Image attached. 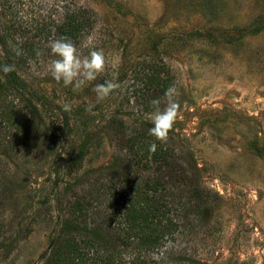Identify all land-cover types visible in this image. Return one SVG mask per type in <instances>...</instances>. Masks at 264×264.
Instances as JSON below:
<instances>
[{
    "label": "rangeland",
    "instance_id": "rangeland-1",
    "mask_svg": "<svg viewBox=\"0 0 264 264\" xmlns=\"http://www.w3.org/2000/svg\"><path fill=\"white\" fill-rule=\"evenodd\" d=\"M68 11L87 24L72 40L80 55L94 47L107 61L76 91L47 71L56 58L47 44L62 37ZM0 57L46 102L9 99L36 128L0 131V264H43L81 201L121 264L139 255L151 264H264V0H0ZM156 69L181 105L166 143L146 126L150 102L163 97ZM109 80L119 88L98 101L93 88ZM142 134L170 167L129 146ZM151 179L165 187L157 195L179 227L140 254L117 237L130 186Z\"/></svg>",
    "mask_w": 264,
    "mask_h": 264
},
{
    "label": "trees",
    "instance_id": "trees-1",
    "mask_svg": "<svg viewBox=\"0 0 264 264\" xmlns=\"http://www.w3.org/2000/svg\"><path fill=\"white\" fill-rule=\"evenodd\" d=\"M86 27V21L81 19L78 12L68 11L65 22L59 29L62 37L67 36L72 40H77ZM9 61L8 59L3 61L0 57V65L15 66V70L11 73L5 74L0 71V131L5 128H16L19 131H22L23 128L34 130L33 128H36L34 123L25 122L23 111H17L16 105H13L9 99H12L15 93L20 92L26 98L28 105L33 108H37L39 104L45 106L46 102L43 97L40 98L37 93L33 92L28 81L20 75L18 67L15 64H10ZM155 71L152 79L160 95L163 96L165 90L171 87L170 80L162 79L160 69ZM159 83H161V87ZM36 96L40 100H37ZM67 117L65 114V118ZM120 125L123 127L124 124L120 123ZM146 126L150 129L153 125L148 123ZM151 143H153L151 138L146 134L129 139V146L137 149L139 155L148 160L147 163H150V158L152 160L159 159L163 165L170 167L168 153L161 148L160 144L157 145L155 153L149 152ZM0 145H2L1 136ZM87 146V142L81 145L75 163L83 162ZM131 183L132 181L128 184ZM161 183L159 180L151 179L145 183L144 189L130 186L131 199L126 204L124 221L120 224L122 231L117 237L127 249L134 248L140 254L143 251L157 249L161 246L166 235L172 234V230L179 227L178 222L174 219V214H177L176 209L157 195L161 189L165 190ZM196 192L198 194V190ZM78 212L81 213V222L80 216H76V214L79 215ZM71 214L75 217L74 220L64 222L60 236L52 246L51 256L43 264H121L117 261L119 251L108 250L109 243L106 239L108 235L103 234L98 227L89 223L84 202L81 201V205L80 202H77L72 208ZM136 257L133 264H151L142 260L140 255Z\"/></svg>",
    "mask_w": 264,
    "mask_h": 264
},
{
    "label": "clouds",
    "instance_id": "clouds-1",
    "mask_svg": "<svg viewBox=\"0 0 264 264\" xmlns=\"http://www.w3.org/2000/svg\"><path fill=\"white\" fill-rule=\"evenodd\" d=\"M91 46V41L82 42L80 47L88 48ZM50 48L52 59L47 71L51 78L57 82H63L65 87L72 86L76 91L88 82L95 81L97 77L106 69V57L103 50H97L94 47L87 55L81 56L77 45L70 37L63 36L59 39L50 40L47 44ZM15 70L14 65H0V71L5 74ZM119 84L109 80L105 83L97 84L93 91L96 93L98 101L107 98L113 93ZM178 95L175 87H168L162 98L153 99L150 104L154 111L150 114L152 127L149 129V135L155 141L166 143L169 138V133L173 129L179 113L181 105L176 101ZM163 104V107L161 105ZM65 110H71V105H65ZM90 110V109H89ZM157 151V143L153 142L149 145V152ZM125 260H130L131 257L125 255Z\"/></svg>",
    "mask_w": 264,
    "mask_h": 264
}]
</instances>
